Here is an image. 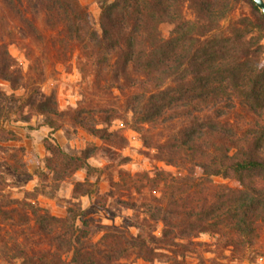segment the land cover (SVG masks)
<instances>
[{
	"label": "trees",
	"instance_id": "trees-1",
	"mask_svg": "<svg viewBox=\"0 0 264 264\" xmlns=\"http://www.w3.org/2000/svg\"><path fill=\"white\" fill-rule=\"evenodd\" d=\"M97 4L96 27L79 0H0V80L12 90L0 87V121L26 119L29 112L44 117L53 131L68 117L123 149L127 138L120 127L112 129L120 120L140 134L147 158L177 172L118 169L112 192L137 198L119 200L132 214L122 227L102 229L96 240L100 226L84 216L79 202H70L64 216L54 215L34 200L43 193L36 187L22 199L0 203V223L18 229L8 240L3 228L1 258L6 264H121L131 258L190 264V256L193 264L264 263V13L253 0ZM243 6L248 10L232 19ZM163 24L171 28L168 36ZM10 44L24 53L26 70ZM39 47L60 61L77 52L78 106L62 110L55 91L42 89ZM18 89L23 93L15 94ZM114 90L123 98L121 106L110 102ZM45 146L47 167L58 177L78 169L97 173L95 184H74V198L96 192L103 170L88 159L98 146L78 155L55 142ZM129 160L123 156L120 164ZM21 166L14 169L26 173ZM202 234L213 241L199 240Z\"/></svg>",
	"mask_w": 264,
	"mask_h": 264
},
{
	"label": "rangeland",
	"instance_id": "rangeland-1",
	"mask_svg": "<svg viewBox=\"0 0 264 264\" xmlns=\"http://www.w3.org/2000/svg\"><path fill=\"white\" fill-rule=\"evenodd\" d=\"M90 14L94 25L98 26L100 9L97 0H79ZM247 11L248 7L243 6L231 15L234 19L240 12ZM184 13L188 18L192 13L188 8H184ZM228 19L223 20L226 25ZM170 26L163 24L161 30L164 36L169 35ZM264 43V39H263ZM10 53L22 64L26 70L28 60L17 44L9 45ZM36 54L43 55V69L45 80L41 83L42 89L49 93L54 90L60 109L67 110L78 106L81 100V75L77 69V52L68 54L64 60L57 59L55 54L49 49L44 53L41 47L36 48ZM0 87L6 92L11 93L7 82L0 80ZM23 93L22 89L15 91V94ZM110 102L122 105L123 98L116 91H113ZM26 119H18L15 116L8 120L0 121V203L5 205L9 200L22 199L26 192H33L37 187L39 192L34 199L41 207L46 208L50 213L57 216H64L66 208L70 202H79L86 218H91L100 226L93 236L98 239L103 233L102 229L112 227H122L125 216L132 214L130 209L123 207L119 200L129 199L137 195L130 196L128 193L117 194L112 192V180H117V170H128L131 173L146 171L149 175L153 174L155 167L176 173V168L167 165L162 161H152L147 158L142 151L145 147L142 144L141 136L138 132L124 125L120 120L113 122L112 129L121 128V133L127 138V146L118 149L115 146L103 143L100 139L88 133L85 129L74 124L68 117L62 122V126L53 130L44 123V117L38 114H26ZM52 132V134H51ZM153 139H159L158 131H151ZM57 143L66 153L78 155L87 146H98L96 154L88 159V163L94 167L102 169L100 179L96 183V192L91 195H78L73 197V188L76 182L87 180L95 184L97 173L88 175L85 169H78L70 176L60 178L47 167V158L50 153L46 149L47 142ZM127 156L130 160L120 164V158ZM24 165L26 173L16 171L15 167ZM23 169V166H21ZM217 183H230L228 179L221 177L213 178ZM113 215V216H112ZM3 228L8 230L6 235L8 240H13L17 236L18 229H12L0 223V234ZM132 232H136L133 227H126ZM26 233L32 234L29 229ZM202 241H213L207 234H202L199 238ZM205 256H212L206 253ZM190 264L196 259L193 256L188 258ZM0 264H6L0 256ZM121 264H165L158 260L149 263L142 259L122 260ZM261 264H264L261 262Z\"/></svg>",
	"mask_w": 264,
	"mask_h": 264
},
{
	"label": "water",
	"instance_id": "water-1",
	"mask_svg": "<svg viewBox=\"0 0 264 264\" xmlns=\"http://www.w3.org/2000/svg\"><path fill=\"white\" fill-rule=\"evenodd\" d=\"M256 6L264 13V0H253Z\"/></svg>",
	"mask_w": 264,
	"mask_h": 264
}]
</instances>
